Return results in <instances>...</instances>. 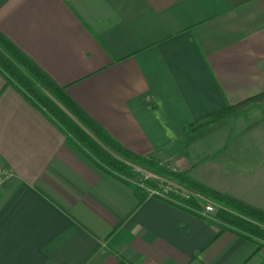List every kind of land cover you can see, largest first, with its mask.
Returning <instances> with one entry per match:
<instances>
[{
	"label": "crops",
	"instance_id": "0c3cea01",
	"mask_svg": "<svg viewBox=\"0 0 264 264\" xmlns=\"http://www.w3.org/2000/svg\"><path fill=\"white\" fill-rule=\"evenodd\" d=\"M0 31L116 141L264 212V0H0ZM0 264H260V247L94 165L0 73Z\"/></svg>",
	"mask_w": 264,
	"mask_h": 264
},
{
	"label": "trees",
	"instance_id": "16d2710c",
	"mask_svg": "<svg viewBox=\"0 0 264 264\" xmlns=\"http://www.w3.org/2000/svg\"><path fill=\"white\" fill-rule=\"evenodd\" d=\"M0 73L31 103L43 111L74 146L94 165L114 179L135 188L139 204L149 196V189L160 183L146 178L137 168L150 171L193 192L189 197L171 192L158 197L180 209L206 219L223 230L259 245H264V212L210 188L186 171H174L160 161L137 154L116 141L93 120L42 68L0 31ZM264 101V93L237 105L227 106L193 124V129L220 121L248 103ZM214 203L210 214L205 207Z\"/></svg>",
	"mask_w": 264,
	"mask_h": 264
},
{
	"label": "built area",
	"instance_id": "2783aa9c",
	"mask_svg": "<svg viewBox=\"0 0 264 264\" xmlns=\"http://www.w3.org/2000/svg\"><path fill=\"white\" fill-rule=\"evenodd\" d=\"M8 173H6V171H3V170H0V185L2 184V182L4 180H6L8 178ZM153 175V174H152ZM151 174H147L145 177L146 178H154L156 180H158L161 185L158 187V188H155V189H149V194L150 196H155V197H166L167 195H169L171 192H175V193H179L180 195L184 196V197H189L191 193H189L188 191L184 190V189H178V188H175L173 186H170V185H167L165 184V180L161 177H158V176H152ZM213 211H215L214 209V206L213 205H210L208 204L206 207H205V211L204 213L205 214H210L212 213ZM260 264H264V260L262 263Z\"/></svg>",
	"mask_w": 264,
	"mask_h": 264
},
{
	"label": "rangeland",
	"instance_id": "374dc122",
	"mask_svg": "<svg viewBox=\"0 0 264 264\" xmlns=\"http://www.w3.org/2000/svg\"><path fill=\"white\" fill-rule=\"evenodd\" d=\"M164 166H166V167H168V168H170V169H172V170H174V171H177L175 168H173V167H171V166H169V165H166V164H164V163H162ZM140 172H142V174H144L145 176L147 175V174H153L152 176H158L157 174H154V173H152V172H150V171H147V170H143V169H141V168H137ZM158 177H160V176H158ZM161 178H163V177H161ZM154 179V178H153ZM164 180H165V184H167V185H170V186H173V187H175V188H178V189H184V190H186V191H188L189 193H191V194H193V192L192 191H190V190H188V189H186L185 187H183V186H181V185H179V184H177V183H175V182H172V181H169V180H167V179H165V178H163ZM158 181V180H157ZM159 182V181H158ZM160 183V182H159ZM160 185H161V183H160ZM210 205H213V206H215V204L214 203H209ZM208 205V204H207Z\"/></svg>",
	"mask_w": 264,
	"mask_h": 264
}]
</instances>
